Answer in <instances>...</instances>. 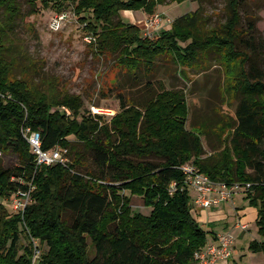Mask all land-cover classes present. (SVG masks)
<instances>
[{
  "label": "trees",
  "instance_id": "obj_1",
  "mask_svg": "<svg viewBox=\"0 0 264 264\" xmlns=\"http://www.w3.org/2000/svg\"><path fill=\"white\" fill-rule=\"evenodd\" d=\"M67 1L28 0L31 13L38 12V2L62 13ZM246 1L226 0V20L216 27L209 28L200 7L152 37L125 22L122 13L151 16L167 0H79L74 6L94 38L93 53L116 57V66L134 79L153 83L162 62L184 79L213 62L229 71V90L238 102L230 144L203 158L200 136L187 128L190 111L182 90L161 89L144 101L123 102L107 121L87 112L80 96L51 97L32 80L18 78L10 36L21 6L19 0H0V154L19 156L11 169L0 163V264H31L32 240L48 247L41 249L39 264H201L196 254L212 232L193 212L181 170L188 163L215 182L251 185L246 200L258 210L263 241H252L249 249L264 253V43L257 39L255 17L242 26ZM27 129L41 134L46 151L68 149L71 161L36 167ZM77 143L92 153L99 173H82L87 160ZM31 184L33 203L22 219L7 203ZM135 196L150 209L148 215L133 209ZM24 237L28 245H22Z\"/></svg>",
  "mask_w": 264,
  "mask_h": 264
},
{
  "label": "rangeland",
  "instance_id": "obj_2",
  "mask_svg": "<svg viewBox=\"0 0 264 264\" xmlns=\"http://www.w3.org/2000/svg\"><path fill=\"white\" fill-rule=\"evenodd\" d=\"M78 2L79 0H68L67 8L62 13L54 8H44L38 2V12L31 13L28 0H19L22 17L10 36V55L16 63V76L32 80L35 87L49 93L51 97L66 94L80 96L87 112L103 115L107 121L121 111L123 102L144 101L161 89L182 90L187 96L190 111L187 128L200 136L205 149L203 158L220 154L230 144L233 133L230 125L235 118L238 104L233 92L229 90L231 84H234V78L230 76L229 71L213 62L207 71H188V79H184L178 75L172 64L169 67L162 62L150 79L154 84H148L144 77L137 80L131 75L123 74L115 64L116 57L112 59L109 55L98 56L93 53L88 41L90 36L74 11ZM225 4L226 0H188L180 4L167 0L154 14L160 15L164 21L165 27L161 30L153 29L152 26L148 28V21L154 15L148 16L143 11L123 12L122 18L127 23L141 26L143 35L153 32V36H157L162 31L169 30L176 19L195 12L200 7L209 16V28L216 27L226 20ZM62 14H65L66 18L62 21L61 28L56 31L52 28V22ZM252 16L256 18L257 39L264 43V0L246 1L242 8V26L246 28ZM96 110H101L102 113ZM76 146L80 152H84L87 160V167L81 169L82 173H86L87 169L99 173L93 163L92 153L86 152L83 144L77 143ZM0 163L4 168L11 169L19 165V156L15 153L2 154ZM234 200L236 205L225 203L221 207L208 210L214 218L220 216L216 213L224 211V218L210 219L214 221L215 230L231 233L236 238L232 258L235 260H231V264H262L261 257L264 258V253L250 251L249 242L252 238L261 242L263 237L257 232L256 223L243 220L246 214L244 210L254 207L246 200L245 193L236 194ZM132 207L137 212L146 215L150 213V209L145 207L143 199L139 196L133 198ZM7 208L12 211L9 202ZM196 209L194 208L193 212ZM236 209H239V213ZM194 214L196 215V211ZM239 222L248 225L250 230L244 233L240 228L234 229ZM202 227L209 231L206 224H202ZM29 243V237H24L22 245ZM37 246L43 252L48 250V247L39 241ZM91 253L94 257L95 253Z\"/></svg>",
  "mask_w": 264,
  "mask_h": 264
},
{
  "label": "built area",
  "instance_id": "obj_3",
  "mask_svg": "<svg viewBox=\"0 0 264 264\" xmlns=\"http://www.w3.org/2000/svg\"><path fill=\"white\" fill-rule=\"evenodd\" d=\"M66 18L65 14L57 16L52 22V28L58 31L61 28L62 21ZM164 24L160 15H155L148 21V28L158 30ZM153 36V32L147 34ZM94 38L90 36L89 42ZM69 113V112H68ZM25 136L31 146L32 153L35 156L36 167L43 165L54 166L57 164L65 165L69 162V151L62 147H56L53 150L46 151L43 149L42 136L39 132L27 129ZM2 154H0V157ZM185 176V184L190 193H195L193 203L195 207H200L204 210L221 207L223 204L233 200V197L238 193H246L251 185L241 184H226L223 182H215L208 175L203 173L195 164H185L181 167ZM176 187V183L172 184V190ZM35 186L31 184L28 190H19L11 196L8 202L11 205L12 212L25 216L26 210L33 203L32 192ZM238 228L245 231L249 226L239 223ZM33 256L31 264H39L41 257V249L37 246V241L32 240ZM236 238L231 233L220 234L216 243L209 244L196 254V258L201 264H221L224 261H229L234 252Z\"/></svg>",
  "mask_w": 264,
  "mask_h": 264
},
{
  "label": "crops",
  "instance_id": "obj_4",
  "mask_svg": "<svg viewBox=\"0 0 264 264\" xmlns=\"http://www.w3.org/2000/svg\"><path fill=\"white\" fill-rule=\"evenodd\" d=\"M126 12H129V11H126ZM164 25L165 24H163L162 27L159 28L158 30H161L162 28H164L165 27ZM140 28H141V26H140ZM190 195H191V203H192L193 209L194 208H197L196 210H194V212L196 211V215L195 216H196L197 220L199 221V223L201 224V226H202V224H206L208 226V228H209V232H212L211 237H209V244L216 243L218 236L220 234H223V232H221V230H215V228H214L215 227L214 221H212L210 219V217H212L213 219H215V218L218 219L220 217H223L224 218V211L222 213H216L217 215H220V216L219 217L218 216H215V218H214L213 215H210L211 213L208 212V210H204V209L202 210V208H200V207H195L194 206V203H193V198L195 196V193L194 192L193 193H190ZM229 203H232L233 205H236L235 200H234V197H233V200L232 201L227 202V204H229ZM244 211L246 212V214H244L243 220H247L250 223H256L257 224L258 210L256 208H254V209H247L246 208ZM236 212L239 213V209H236ZM239 223H236V225L234 226V229H237V230L239 229L238 228ZM211 229H213V231H211ZM234 229H232V230H234ZM249 230L250 229L248 228V230H245L244 233L246 231H249ZM229 231H231V230H229ZM258 231H259V229H258V226H257V232ZM252 239H253L252 241L258 240L257 238H252ZM251 242H249V243H251ZM235 248H236V245H235ZM234 252H235V250H234ZM233 256H232V258H233ZM232 258L229 261L222 262L221 264H231V260H235V259H232ZM261 262H262V264H264V258L263 257H261Z\"/></svg>",
  "mask_w": 264,
  "mask_h": 264
},
{
  "label": "bare ground",
  "instance_id": "obj_5",
  "mask_svg": "<svg viewBox=\"0 0 264 264\" xmlns=\"http://www.w3.org/2000/svg\"><path fill=\"white\" fill-rule=\"evenodd\" d=\"M96 112H98V113H102V111H101V110H96Z\"/></svg>",
  "mask_w": 264,
  "mask_h": 264
}]
</instances>
